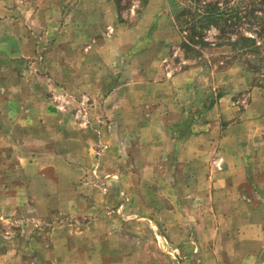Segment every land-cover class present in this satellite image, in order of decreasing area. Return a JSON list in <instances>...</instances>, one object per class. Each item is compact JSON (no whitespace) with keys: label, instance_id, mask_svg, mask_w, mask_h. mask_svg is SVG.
<instances>
[{"label":"rangeland","instance_id":"obj_1","mask_svg":"<svg viewBox=\"0 0 264 264\" xmlns=\"http://www.w3.org/2000/svg\"><path fill=\"white\" fill-rule=\"evenodd\" d=\"M191 3L0 0V210L20 201L5 225L23 220L46 236L72 224L77 204L78 220L100 212L84 241L117 243L116 216L104 212L127 214L161 188L175 192L163 182L186 171L166 166L194 131L216 163L242 152L264 167V86L240 65L218 68L225 48L197 58L183 47L177 14ZM100 254L110 259V250Z\"/></svg>","mask_w":264,"mask_h":264},{"label":"crops","instance_id":"obj_2","mask_svg":"<svg viewBox=\"0 0 264 264\" xmlns=\"http://www.w3.org/2000/svg\"><path fill=\"white\" fill-rule=\"evenodd\" d=\"M117 84L114 88L126 83ZM190 138L191 145H173L178 158L166 166V170L186 171L181 182L173 176L163 182L175 192L163 193L161 188L159 195L149 196L144 209L127 214L104 212L116 216L115 233L121 235V241H84L89 230H99L95 215L100 212H83L78 220L75 214H81L77 212L81 206L77 204L69 208L73 220L61 230L64 234H59L61 226L53 225L41 236L38 225L29 230L23 220L20 228L12 229L5 224L13 214L19 215L20 201L16 200L14 209L0 210V225L7 237L0 245V264H168L167 257L172 264H264V167L249 163L242 152L234 156L221 153L224 161L216 163L210 141L200 146L197 131ZM180 184L189 187L186 194L176 192ZM51 200L48 195L47 201ZM139 220L144 227L143 241L136 230ZM100 250H110V259L105 260ZM39 256L42 259L36 260Z\"/></svg>","mask_w":264,"mask_h":264},{"label":"trees","instance_id":"obj_3","mask_svg":"<svg viewBox=\"0 0 264 264\" xmlns=\"http://www.w3.org/2000/svg\"><path fill=\"white\" fill-rule=\"evenodd\" d=\"M191 2L177 14L185 32L183 47L197 58L207 48H225L218 68L240 65L264 86V0ZM210 28L218 30L214 41L205 38Z\"/></svg>","mask_w":264,"mask_h":264}]
</instances>
